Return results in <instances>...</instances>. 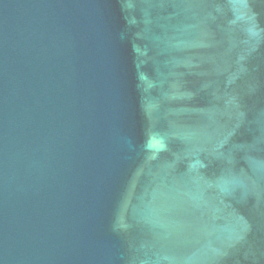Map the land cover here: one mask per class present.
<instances>
[{
    "label": "water",
    "instance_id": "obj_1",
    "mask_svg": "<svg viewBox=\"0 0 264 264\" xmlns=\"http://www.w3.org/2000/svg\"><path fill=\"white\" fill-rule=\"evenodd\" d=\"M0 264H264V0H0Z\"/></svg>",
    "mask_w": 264,
    "mask_h": 264
}]
</instances>
